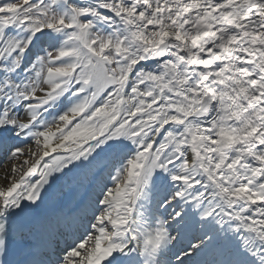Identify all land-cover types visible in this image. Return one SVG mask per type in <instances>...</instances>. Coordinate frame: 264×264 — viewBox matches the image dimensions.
I'll use <instances>...</instances> for the list:
<instances>
[{"label":"snow or ice","instance_id":"1","mask_svg":"<svg viewBox=\"0 0 264 264\" xmlns=\"http://www.w3.org/2000/svg\"><path fill=\"white\" fill-rule=\"evenodd\" d=\"M0 155V264H264V0H0Z\"/></svg>","mask_w":264,"mask_h":264},{"label":"bare ground","instance_id":"2","mask_svg":"<svg viewBox=\"0 0 264 264\" xmlns=\"http://www.w3.org/2000/svg\"><path fill=\"white\" fill-rule=\"evenodd\" d=\"M46 159L51 160V157H48ZM2 160H3V156L0 155V161H2ZM0 171H2V170H0ZM79 175H82V173H80ZM76 179H77V177L73 176V175H70L69 177H65L63 180L58 182L57 189L59 190L62 188L65 192H68L70 188L75 187ZM3 183H5V181L0 180V184H3ZM65 203L67 204V206L71 207V199L70 198H66Z\"/></svg>","mask_w":264,"mask_h":264}]
</instances>
